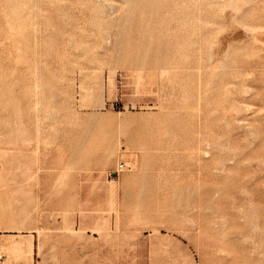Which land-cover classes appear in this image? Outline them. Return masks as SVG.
<instances>
[{"label":"rangeland","instance_id":"1","mask_svg":"<svg viewBox=\"0 0 264 264\" xmlns=\"http://www.w3.org/2000/svg\"><path fill=\"white\" fill-rule=\"evenodd\" d=\"M259 39L264 0H0V191L38 216L3 260L264 264Z\"/></svg>","mask_w":264,"mask_h":264},{"label":"bare ground","instance_id":"2","mask_svg":"<svg viewBox=\"0 0 264 264\" xmlns=\"http://www.w3.org/2000/svg\"><path fill=\"white\" fill-rule=\"evenodd\" d=\"M259 40L261 43L264 44V39H259ZM27 136H25L24 134L22 139L25 141L27 139ZM23 157L25 160L23 161V163L19 161L21 157L18 158V161L20 163L18 167L28 168L29 164L26 161L27 160L26 156H23ZM0 164H1V167H0V184H1L4 181H6L8 174L10 175L12 168H13V161L5 150H0ZM17 164L18 163H16V166ZM123 168H125V166ZM14 170H17V169H14ZM24 170H22V173H24ZM27 175H28V172H27ZM27 179H28V176H24V177L22 176L21 179L17 181V182H20L18 186V191H19L20 196L22 197L4 194L3 192L0 191V232L3 231V229L15 232L13 234H5V235L3 234L2 235L3 239L1 242V248H0V256H2L1 258L2 260H3L4 254L6 255L8 253H14L17 251L25 250L24 240L21 238V236H23L22 234L23 229L33 228V226H35L38 220V216L36 213L37 203H35L36 195L31 194V192L28 191L29 189L27 188L29 187H27V182H25ZM28 193H29V196H28ZM29 245L30 247H33L32 241L29 242ZM29 264H31V262H29Z\"/></svg>","mask_w":264,"mask_h":264},{"label":"built area","instance_id":"3","mask_svg":"<svg viewBox=\"0 0 264 264\" xmlns=\"http://www.w3.org/2000/svg\"><path fill=\"white\" fill-rule=\"evenodd\" d=\"M115 81V78L114 77H110V84H113ZM117 107L119 106L118 104L116 105ZM124 166H126V163L125 162H121L120 163V168H123ZM1 240V239H0ZM0 248H1V244H0ZM2 258V256H0V259Z\"/></svg>","mask_w":264,"mask_h":264},{"label":"crops","instance_id":"4","mask_svg":"<svg viewBox=\"0 0 264 264\" xmlns=\"http://www.w3.org/2000/svg\"><path fill=\"white\" fill-rule=\"evenodd\" d=\"M0 243L2 242L3 237L0 238ZM0 264H14L13 260H8V258L6 257L4 260L0 261ZM35 264V263H34Z\"/></svg>","mask_w":264,"mask_h":264}]
</instances>
